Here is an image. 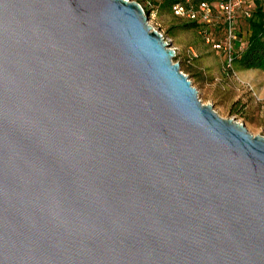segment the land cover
Listing matches in <instances>:
<instances>
[{"label":"water","instance_id":"95a60500","mask_svg":"<svg viewBox=\"0 0 264 264\" xmlns=\"http://www.w3.org/2000/svg\"><path fill=\"white\" fill-rule=\"evenodd\" d=\"M127 0H0V264H264V136L220 117Z\"/></svg>","mask_w":264,"mask_h":264},{"label":"rangeland","instance_id":"374dc122","mask_svg":"<svg viewBox=\"0 0 264 264\" xmlns=\"http://www.w3.org/2000/svg\"><path fill=\"white\" fill-rule=\"evenodd\" d=\"M151 24L175 48L173 60L202 104H211L222 118L243 123L250 134L264 136V69L245 68L236 61L227 70L223 57L203 41L199 29L165 8L158 9Z\"/></svg>","mask_w":264,"mask_h":264},{"label":"built area","instance_id":"2783aa9c","mask_svg":"<svg viewBox=\"0 0 264 264\" xmlns=\"http://www.w3.org/2000/svg\"><path fill=\"white\" fill-rule=\"evenodd\" d=\"M137 2L147 17V24L160 33L151 24L158 9L167 2L170 14L186 23H193L202 36L203 41L224 59V67L232 69L235 57L245 49V43L240 34V20L249 19L255 8V0H127ZM264 1V0H263ZM169 43V42H168ZM174 53V47H170ZM173 62H175L173 60Z\"/></svg>","mask_w":264,"mask_h":264},{"label":"trees","instance_id":"16d2710c","mask_svg":"<svg viewBox=\"0 0 264 264\" xmlns=\"http://www.w3.org/2000/svg\"><path fill=\"white\" fill-rule=\"evenodd\" d=\"M171 1L165 2L161 8L169 10ZM195 26L193 23H187ZM240 34L245 49L235 57L233 64L239 61L245 68L264 69V1L255 0V8L249 19L240 20Z\"/></svg>","mask_w":264,"mask_h":264}]
</instances>
